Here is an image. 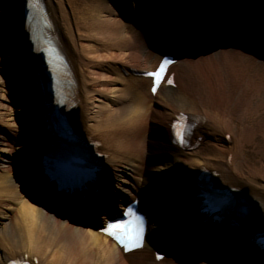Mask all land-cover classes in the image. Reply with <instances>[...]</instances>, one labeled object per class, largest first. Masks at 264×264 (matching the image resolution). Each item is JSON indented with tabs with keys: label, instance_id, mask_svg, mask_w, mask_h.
<instances>
[{
	"label": "bare ground",
	"instance_id": "bare-ground-1",
	"mask_svg": "<svg viewBox=\"0 0 264 264\" xmlns=\"http://www.w3.org/2000/svg\"><path fill=\"white\" fill-rule=\"evenodd\" d=\"M42 1L69 64L49 69L56 76L53 107L59 104L74 132L93 145L88 152L105 160L108 183L85 198L29 186L46 181L37 159L23 158L42 147L49 128L28 64L37 61L29 47H47L45 20L40 2L0 0V264H183L181 258L199 257L198 264H264L262 107L249 100L237 113L227 112L225 85L216 71L207 77L202 64H234L244 72V60H264V0ZM24 7L36 17L34 47L26 39ZM163 50L177 61L169 68L177 86L163 83L153 95L151 80L136 72L155 71ZM177 119L190 123L192 140L184 149L173 141L180 134L174 130L181 131ZM204 192L213 210L230 214L245 235L222 224L200 227L206 207L197 196ZM136 198L163 211L149 220L147 236L155 245L124 254L94 227ZM181 225L185 232L176 229ZM249 231L258 242L250 244ZM204 240L218 256L192 243ZM161 244L171 252L157 262Z\"/></svg>",
	"mask_w": 264,
	"mask_h": 264
},
{
	"label": "rangeland",
	"instance_id": "rangeland-1",
	"mask_svg": "<svg viewBox=\"0 0 264 264\" xmlns=\"http://www.w3.org/2000/svg\"><path fill=\"white\" fill-rule=\"evenodd\" d=\"M107 2V1H105ZM105 5L108 7L109 4L108 2L105 3ZM111 10L113 9L112 7H108ZM113 11V10H112ZM132 29V27H131ZM205 57V56H204ZM211 61V60H210ZM264 61L259 60V62L253 63L251 60H244L243 64L245 65L244 69L245 71L243 72V68H238L235 67L234 64H227L228 68H223L217 66L214 67V62H206V60L203 62L207 67L204 68L203 70L205 71V74L207 73V77L211 78L212 77V72L216 71L219 74V78L221 79L222 83L225 85L227 91H226V96H223V99L225 102H223L225 110L227 112H231L232 114L237 113L242 106H245L244 103H248L249 100L252 102L253 107L259 106L261 108V113L262 116H264ZM241 72H239V70ZM5 67H1L0 69V76H4L5 78ZM240 81H243L241 85L238 86V88L234 89L231 84H236L240 83ZM236 82V83H234ZM262 85L261 87L263 88V91H261L260 95L258 94V88L259 86ZM231 86V88H230ZM214 90H217L214 88ZM255 95L253 96V94ZM251 96H253L251 98ZM221 98L217 97V100ZM231 103H234L235 105H231ZM239 103V105L237 104ZM236 105L240 107H236ZM251 105V104H250ZM234 106V107H233ZM12 179V176L9 178V181ZM111 194H113L111 192ZM17 203V202H16ZM19 205V204H18ZM17 205V206H18ZM20 206V205H19ZM18 206V207H19ZM16 207V204H15Z\"/></svg>",
	"mask_w": 264,
	"mask_h": 264
},
{
	"label": "snow or ice",
	"instance_id": "snow-or-ice-1",
	"mask_svg": "<svg viewBox=\"0 0 264 264\" xmlns=\"http://www.w3.org/2000/svg\"><path fill=\"white\" fill-rule=\"evenodd\" d=\"M168 61L165 60L163 64L160 66L159 70L157 73H153L152 75L155 76V81L157 85L160 83L162 80L166 68L168 65ZM155 91V89H153ZM131 214V213H129ZM106 234L114 237L118 241L121 242V244L125 247L126 250H130V245L125 242L126 237H128V225L122 224V223H115V224H109L106 228ZM135 241V246H139V241H140V232L136 231L134 237H131Z\"/></svg>",
	"mask_w": 264,
	"mask_h": 264
}]
</instances>
